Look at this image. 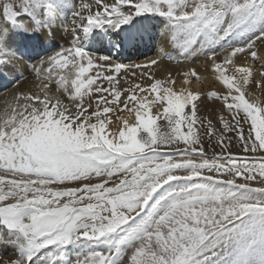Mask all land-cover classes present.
Segmentation results:
<instances>
[{"label":"snow or ice","instance_id":"snow-or-ice-1","mask_svg":"<svg viewBox=\"0 0 264 264\" xmlns=\"http://www.w3.org/2000/svg\"><path fill=\"white\" fill-rule=\"evenodd\" d=\"M18 37L65 43L29 64ZM147 40L131 63L88 50ZM20 67L0 264H264V0H0V76Z\"/></svg>","mask_w":264,"mask_h":264},{"label":"rangeland","instance_id":"rangeland-1","mask_svg":"<svg viewBox=\"0 0 264 264\" xmlns=\"http://www.w3.org/2000/svg\"><path fill=\"white\" fill-rule=\"evenodd\" d=\"M157 21V22H156ZM150 23H155V25H153V27L154 28H152V30L154 31V32H156V31H158V28H159V24H160V21L157 19V20H153V21H151ZM155 29V30H154ZM48 42H51L50 44H51V48H52V51L50 52V53H52V52H54V51H56L62 44H56L54 41H53V39L51 40V38L50 39H44L43 40V44H45V45H48L49 43ZM35 43V42H34ZM54 43V44H53ZM93 47L91 44H89V47ZM29 49V48H28ZM27 49V50H28ZM41 50V49H40ZM103 50H105V49H103ZM102 49H101V51H103ZM107 50V49H106ZM122 50H124V49H120V50H115V49H113V50H107L106 52H107V55L106 56H108V54H112V52H117L118 54H120V55H125L126 56V61H128V62H133V60L134 59H136L137 58V56H139L140 58H144L146 55H148L147 57H150L151 55H153L154 54V52L155 51H153V50H150V49H146V53L145 54H140V51H141V48L138 46L137 48H131V49H127L126 50V54L125 53H122L121 51ZM89 51H92V50H89ZM138 51H139V54H138ZM93 52H95L97 55H100L101 53H97L96 51H93ZM151 52V53H150ZM49 52L47 53V54H50ZM103 53V52H102ZM39 54H40V51H39ZM47 54H45V55H47ZM151 54V55H150ZM44 56V55H43ZM146 57V58H147ZM40 57L39 56H35V57H32L31 56V59H29L28 60V63L29 64H33V63H35L36 62V60L37 59H39ZM146 58H144V59H146ZM125 60V59H124ZM164 63H166L167 64V62H169V64H168V66H169V68H171V70L172 69H174V68H177V67H179L180 69L181 68H184V69H186L187 67H189V63L187 62V61H185L183 64H176L174 61H168V60H165V61H163ZM173 64V65H172ZM200 65V61L199 60H196V61H194L193 62V64H192V66H199ZM257 66H259V64H256ZM173 67V68H172ZM20 68H22V67H20ZM18 69L16 72H15V75H14V81H12L11 82V84H10V86L8 87V88H6V89H3V90H1L0 91V97H2V96H8V95H14V93H15V91H16V89L15 88H12L13 86H14V84L18 81V80H20L23 76H27L28 77V74H27V72H24V73H22L20 70L21 69ZM22 69H24V70H26L27 68H25V67H23ZM28 69H30V67L28 68ZM168 69V68H167ZM31 70V69H30ZM200 70H201V73H202V75H204L203 73V69L202 68H200ZM19 71V72H18ZM161 71V70H160ZM25 74V75H24ZM254 80H257V79H254ZM25 80H21V82H20V87L22 86V87H24L25 85L23 84L22 85V82H24ZM21 87V88H22ZM248 87L250 88V90H252L257 96H259L261 99H264V81H262L261 82V86L259 87V88H257V86H256V84L254 83V82H250V84L248 85ZM4 88V87H3ZM24 90H28V89H24ZM12 102H13V98H12V100H11V102H9V105H10V103L12 104ZM213 107H215L214 105H208V106H206L205 107V109H204V113L203 114H205V115H208L209 116V118H214V113H212V108ZM234 151H237V152H239V148H236V149H234ZM6 256H8V255H6Z\"/></svg>","mask_w":264,"mask_h":264},{"label":"bare ground","instance_id":"bare-ground-1","mask_svg":"<svg viewBox=\"0 0 264 264\" xmlns=\"http://www.w3.org/2000/svg\"><path fill=\"white\" fill-rule=\"evenodd\" d=\"M138 19H140L141 20V23H144V21L142 20V18H138ZM157 22V21H156ZM153 25H155V23H150V26L152 27V28H154L153 27ZM155 30V29H154ZM152 35L153 36H155L156 35V32H154L153 30H152ZM53 39V41L56 43V44H64L65 43V40L63 39V38H59V37H54V38H51V40ZM31 43H34V41H31V42H28V41H25L24 40V38L23 37H19V39H18V44H19V46L20 47H22V46H25L26 44H31ZM48 43H51V42H48ZM54 44V43H53ZM140 48H141V51H140V54H145L146 53V49H150V50H153V51H155V43L152 41V40H147L145 43H143V44H141L140 46H139ZM88 50H92V51H96L97 53H101L100 54V56H106L107 55V50L105 49V50H103V51H101V49H99L98 47H89V45H88ZM126 50L127 49H124V50H122L121 52L122 53H125L126 54ZM39 51H40V49H39ZM103 52V53H102ZM151 53V52H150ZM138 54H139V51H138ZM108 55H110V56H112L114 59H117V60H119L120 62H122V63H130V62H128V61H126V56L125 55H120V54H118L116 51L115 52H112V54H108ZM151 55V54H150ZM148 55H146L144 58H146ZM152 56V55H151ZM144 58H140L139 56H137V58L136 59H134L133 61H138V60H144ZM125 59V60H124ZM162 64L164 65V67H162L161 68V74L163 75V74H165L166 73V71H167V68H169V66H168V64H169V62H167V64L166 63H164V62H162ZM173 65V64H172ZM200 66V65H199ZM198 66V67H199ZM255 67L256 68H259L260 67V65L259 66H257V65H255ZM23 68V67H22ZM22 68H20L21 70V72L22 73H24V72H27V74H28V79L27 80H25L24 82H22V85L24 84L25 86L24 87H22L23 89H35L36 87H37V82L35 81V77L33 76V75H30L31 74V70L30 69H26V70H24V69H22ZM173 68V67H172ZM182 70H184V68H179V67H177V68H174V69H172V71L173 72H178V71H182ZM17 71V70H16ZM201 71V70H200ZM19 72V71H18ZM202 74V73H201ZM204 75H206L205 73H203ZM25 75V74H24ZM26 76V75H25ZM6 77H8V79H11L13 76H6ZM13 79V78H12ZM254 79H257V80H259L260 79V73L259 72H257L256 74H255V76H254ZM14 81V80H13ZM3 83H5V84H3ZM5 85H9V83H8V80L7 79H5V78H2L1 76H0V91L2 90V87H4ZM20 87V86H19ZM12 98H13V94L11 95H8V96H2V97H0V112H2L7 106H9V102H11V100H12ZM11 104V103H10ZM11 249L9 248V247H7V246H3V245H0V257H3L4 259H10V258H14V257H12V255H11ZM6 255H8V256H6Z\"/></svg>","mask_w":264,"mask_h":264}]
</instances>
